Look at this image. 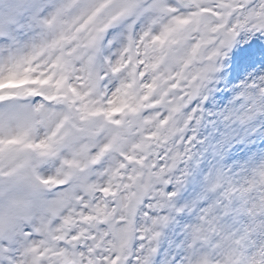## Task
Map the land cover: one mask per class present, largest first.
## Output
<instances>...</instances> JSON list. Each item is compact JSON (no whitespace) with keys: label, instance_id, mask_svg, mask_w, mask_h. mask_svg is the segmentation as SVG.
<instances>
[{"label":"snow or ice","instance_id":"1","mask_svg":"<svg viewBox=\"0 0 264 264\" xmlns=\"http://www.w3.org/2000/svg\"><path fill=\"white\" fill-rule=\"evenodd\" d=\"M166 243L264 264V0H0V264Z\"/></svg>","mask_w":264,"mask_h":264},{"label":"rangeland","instance_id":"2","mask_svg":"<svg viewBox=\"0 0 264 264\" xmlns=\"http://www.w3.org/2000/svg\"><path fill=\"white\" fill-rule=\"evenodd\" d=\"M176 239L173 240V243L176 245V247L172 250V255L175 256L180 251V245L183 243V232L177 231L175 233ZM162 252L164 253L163 256H157L156 257V264H162V261L165 259V257L168 255V244L166 243L164 248H162Z\"/></svg>","mask_w":264,"mask_h":264}]
</instances>
